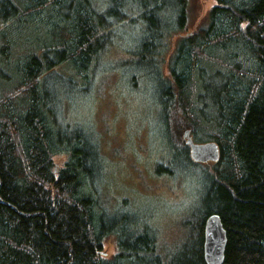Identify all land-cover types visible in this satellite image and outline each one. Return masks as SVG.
Returning a JSON list of instances; mask_svg holds the SVG:
<instances>
[{
	"label": "trees",
	"instance_id": "16d2710c",
	"mask_svg": "<svg viewBox=\"0 0 264 264\" xmlns=\"http://www.w3.org/2000/svg\"><path fill=\"white\" fill-rule=\"evenodd\" d=\"M214 1L186 32L188 0H0V264H206L212 213L227 234L223 264H264V0ZM128 27L117 37L154 66L172 156L192 161L186 129L220 148L203 163L202 218L182 221L173 243L126 201L106 206L99 142L67 112L74 80H49L61 65L90 84L111 32Z\"/></svg>",
	"mask_w": 264,
	"mask_h": 264
},
{
	"label": "rangeland",
	"instance_id": "374dc122",
	"mask_svg": "<svg viewBox=\"0 0 264 264\" xmlns=\"http://www.w3.org/2000/svg\"><path fill=\"white\" fill-rule=\"evenodd\" d=\"M188 2L189 28L186 32L205 18L215 1ZM135 24L139 23L130 26ZM132 33L129 27L124 32L116 29L111 32L106 42L107 51L104 56L100 55L91 72V76L94 75L90 84L78 82L72 72L61 65L55 67L61 77L50 76L49 80H74L67 83L78 97L67 112L83 129H91L99 142L104 162L99 185L106 206L113 208L126 201L122 209L145 218L161 238L173 243L182 236V221L191 219L195 227L202 218L200 200L206 191L202 171L203 166L210 167V164H196L172 156L161 124L160 79L151 77L154 66L133 60L135 47L127 50L117 37H129ZM120 43L122 46L118 45ZM65 105L69 107V102L65 101ZM149 105L153 110L146 111ZM64 159V156L54 157L57 166ZM167 163L171 164L172 174L157 170L158 164L166 167ZM104 249L109 255L114 253L111 236Z\"/></svg>",
	"mask_w": 264,
	"mask_h": 264
},
{
	"label": "water",
	"instance_id": "95a60500",
	"mask_svg": "<svg viewBox=\"0 0 264 264\" xmlns=\"http://www.w3.org/2000/svg\"><path fill=\"white\" fill-rule=\"evenodd\" d=\"M182 137L193 162H216L219 159L220 148L215 141H194L188 129L183 131ZM226 241L227 234L220 216L209 214L203 223V258L206 264H223Z\"/></svg>",
	"mask_w": 264,
	"mask_h": 264
}]
</instances>
